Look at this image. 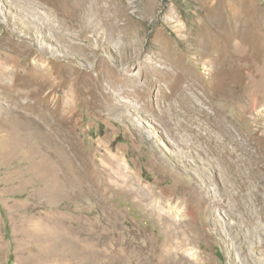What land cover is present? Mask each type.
<instances>
[{
  "label": "rangeland",
  "instance_id": "374dc122",
  "mask_svg": "<svg viewBox=\"0 0 264 264\" xmlns=\"http://www.w3.org/2000/svg\"><path fill=\"white\" fill-rule=\"evenodd\" d=\"M95 20L104 43L89 31ZM169 49L187 92L161 81L137 102L108 85L117 100L105 105L89 86L99 60L141 75ZM212 69L238 70L241 82L218 88ZM45 102L87 176L71 152L50 161L34 123ZM263 110L264 0H0V264H264ZM115 172L157 197L141 203Z\"/></svg>",
  "mask_w": 264,
  "mask_h": 264
},
{
  "label": "bare ground",
  "instance_id": "6f19581e",
  "mask_svg": "<svg viewBox=\"0 0 264 264\" xmlns=\"http://www.w3.org/2000/svg\"><path fill=\"white\" fill-rule=\"evenodd\" d=\"M77 1L80 2L81 6H83V8H84L89 0H77ZM106 16H107V14H106ZM89 17L90 18L95 17L94 16V12H92ZM107 20H108V23L111 24L110 27H112L114 31L122 29V27L120 25H118V23H117L116 14H114L113 16H107ZM97 29H100V24L95 20L92 23V27L90 28L89 31L92 32L94 36H97V35H95L97 33ZM103 41H104L103 37L99 34V36H97V42L99 43V42H103ZM108 41H109V39H108ZM105 42H106V40H105ZM167 52L170 53V57L171 58H168L164 62H162V66H160L156 70H152L149 66L148 67L146 66L145 68L149 71L147 73L144 71L143 68H141V70H140L141 71L140 72L141 75H139V74L138 75H134V74L132 75V74H129V72H125L124 70H122L121 72L113 71L110 68V66H108L104 61H102V60L100 61L99 60L98 63H97V66H96V69L98 70V74L96 76H93L91 74V72L88 73V75L90 77L89 78V86L94 91L100 92L103 95V96L100 97V99L103 101V103L105 105H113L114 104L113 102H115L117 100V97L114 96V93L111 90L108 91L109 88H112V90L114 92L122 91L124 93V98L136 99L137 102L140 101V100H148V99L152 98L154 96L153 93H154L155 89L161 83V81H166L167 84H168L167 86L170 89H172L173 92L174 91H181V90L184 92V91L188 90L189 86H191V85H188L186 83V81H185V78L188 76V74H186L184 70H183L184 73H181V74L177 73L176 76L172 75L171 72H175V70L178 71L180 69V67L183 68V66H186V65L183 64V61H182L183 58L181 56H179L178 54H176L172 49H169ZM92 53L97 54V52H92ZM163 53H166V51L163 52ZM92 58H94V56H92ZM135 66H136L135 63H133L132 66L130 67V69H134ZM169 69H172V70H169ZM128 71H129V69H128ZM210 75L212 76V78L215 77V76L217 78L220 77V79L218 78L219 80H215V84L217 85L218 88H221V89L223 87H226V85H228L229 83L241 82V78H242V77L240 78L238 70H236L235 72H231V73L222 72V70H221L218 73V72H216V71H214L212 69V70H210ZM204 76H206V75H204ZM142 77H144V78H142ZM236 79H237V81H236ZM193 81H195V80H192V82ZM106 83H107V86H106ZM108 85H111V87L108 88ZM195 85L196 84H194V86ZM43 86H46L48 89H50L52 91L57 90V83L48 82V84L45 83ZM163 87L160 86V88L158 89L160 91V93H162L163 96L165 98H167V99L172 98L173 97V92L169 93L165 89V87L164 88ZM234 87H236V86H234ZM42 90H47V89H42ZM201 98H202V96H201ZM196 101H194V102H196ZM47 102L42 104L43 105V111L45 112L43 114V122H39L38 120H34V123L35 124L37 123L39 125V127L38 126L37 127L41 130V134L40 135L42 136L43 141H45L46 149L49 148L51 150V152L49 154L50 161H52L53 163L59 165L60 162H61L59 151L63 150V151L71 152L70 153V157L73 160L72 165H73L74 170L77 171L80 174H84L85 173L84 176H87V172H85L81 168V164H79L80 162H79V155H78L77 150L75 152L70 150V149L74 148L75 146L71 143V132L69 131L68 124L66 122H64L59 117V114H60L59 113V109L53 107L52 105H48ZM129 106L134 107V105H132V104H130ZM30 109H33V107H30ZM164 109H165V107H164ZM251 112H256L255 107L252 108ZM66 121H68V120H66ZM181 127L185 128L190 133H193V134L197 133V131L195 129L191 128L189 125L182 124ZM213 140L214 141H212V142L214 143V146L217 145V143H219L221 145L225 144V141H221L220 142V141H217L216 139H213ZM201 141H202V144H204V143H207V141H209V140L208 139H204V140L201 139ZM249 141H250V139H249ZM185 143H187V147H190V148L192 147L193 148L194 142L192 140H187V141H185ZM252 147L255 148L254 146H252ZM260 151L264 152L263 150H260ZM260 151H258L257 153H260ZM232 152H233V149L228 150L227 154H231ZM115 174L119 176V178H117L118 182L122 183L123 186H125L127 188L129 193L135 194L136 197H138L137 199H139V197L141 196L140 197L141 203L151 204L152 199L157 197V195L154 194V193H150L148 191L141 192L140 189L135 187L134 186L135 178L131 174H128L126 172H123V173L115 172ZM250 174H253V173H250ZM121 176H123L122 179H121ZM227 184H228V182H227ZM246 184L247 183L244 182L243 186L246 187L247 186ZM89 185H91V187H93V189H94L96 184L93 181L92 184H89ZM240 189H241V187H240ZM235 197L237 199H240L242 196L241 195H237V196L235 195ZM216 199H218V198H216ZM148 209H146V210L148 211ZM155 210H157V209H155ZM256 220H257V216L255 215V217L251 218V220L249 221V225L250 226L255 225V223H256L255 221ZM180 228H181V224L173 223V227H172V230H171L173 238H175L178 235H182L181 234L182 231L180 230ZM182 240H184V239H182ZM182 244H184V241L181 242V245ZM177 245H180V244L177 243Z\"/></svg>",
  "mask_w": 264,
  "mask_h": 264
},
{
  "label": "trees",
  "instance_id": "16d2710c",
  "mask_svg": "<svg viewBox=\"0 0 264 264\" xmlns=\"http://www.w3.org/2000/svg\"><path fill=\"white\" fill-rule=\"evenodd\" d=\"M7 235H10V227H7ZM10 264H14L13 259H10Z\"/></svg>",
  "mask_w": 264,
  "mask_h": 264
}]
</instances>
